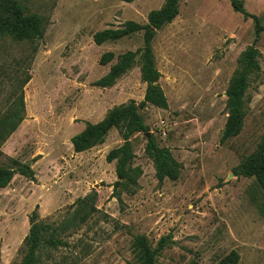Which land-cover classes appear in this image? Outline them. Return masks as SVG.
Instances as JSON below:
<instances>
[{
  "label": "rangeland",
  "instance_id": "obj_1",
  "mask_svg": "<svg viewBox=\"0 0 264 264\" xmlns=\"http://www.w3.org/2000/svg\"><path fill=\"white\" fill-rule=\"evenodd\" d=\"M20 1L45 18V29L33 42L0 36V116L20 97L25 109L24 120L1 147L0 164L8 157L29 163L34 180L15 174L0 189V264H19L33 211L56 226L92 189L98 212L63 236L65 246L42 249L41 264H135L136 235L154 247L168 234L174 244L155 264H215L231 250L239 254L238 264H264V194L253 178L233 175L264 136V32L256 45L260 71L246 93L243 128L221 144L225 90L238 56L253 42L254 23L235 13L228 0H181L178 16L152 43L168 108L140 110L149 133L181 164L180 177L159 184L144 154V135L136 134L134 165L142 176L135 193L123 192L119 201L112 197L115 162L105 160L123 143L119 131L79 154L70 139L112 107L143 100L137 66L111 88L94 86L115 62L100 66V56L135 51L142 36L101 46L92 36L126 21L145 24L164 0ZM241 1L264 25V0Z\"/></svg>",
  "mask_w": 264,
  "mask_h": 264
},
{
  "label": "trees",
  "instance_id": "obj_2",
  "mask_svg": "<svg viewBox=\"0 0 264 264\" xmlns=\"http://www.w3.org/2000/svg\"><path fill=\"white\" fill-rule=\"evenodd\" d=\"M130 4L135 0H120ZM232 10L241 14L245 19L254 23V39L251 45L240 53L237 58V68L233 72L225 90L226 120L222 129L220 143L224 144L237 137L246 117V93L252 77L260 71V52L256 47L260 34L264 32V25L260 24L257 16L248 13L241 0H228ZM181 0H164L158 10H152L147 15V22L140 24L135 21H126L115 29H104L93 34L92 41L101 46L106 43H116L134 35L142 36V45L135 51H126L118 56L108 51L103 53L98 63L100 66L110 65L108 72L95 81L98 88H111L115 83L134 67L139 68L140 81L145 84L143 100L136 103L129 100L109 109L102 120L97 123H85L84 129L71 139L74 153H82L102 145L113 129L119 131L123 143L111 149L105 160L115 162L117 180L113 184L112 197L121 200L120 194H134L138 188V180L142 176V169L134 165L136 155L132 137L143 134L146 140L144 154L152 162L154 175L159 184L164 180L176 181L180 177L181 164L178 163L171 151L161 147L151 134L145 136L150 129L145 124L140 110L148 106L166 110L167 99L160 86L161 74L156 66L153 52V40L158 31L171 24L179 14ZM45 29V18L38 13L31 12L20 0H0V36L10 38L14 42H33L42 38ZM29 81V78L25 83ZM19 104L11 105L0 116V157L2 145L17 130L25 118L23 99ZM15 174L34 180V172L27 165L14 158H7L6 164H0V189L9 185ZM234 176L253 178L264 194V136L257 149L243 159L233 169ZM97 192L92 189L84 197L79 198L71 206V210L56 226L43 223L39 220L36 211L30 215L29 231L23 241L24 253L19 264H41L39 253L42 249L54 250L65 246L63 236L80 228L87 220L98 212L96 208ZM174 244L173 237L168 234L159 238L152 247L143 235H136L132 241V252L135 264H155L160 254ZM239 254L231 250L221 257L215 264H238Z\"/></svg>",
  "mask_w": 264,
  "mask_h": 264
},
{
  "label": "water",
  "instance_id": "obj_3",
  "mask_svg": "<svg viewBox=\"0 0 264 264\" xmlns=\"http://www.w3.org/2000/svg\"><path fill=\"white\" fill-rule=\"evenodd\" d=\"M150 135H151V133H146V134H145V136H146L147 138H149ZM27 165L29 166L30 164L28 163Z\"/></svg>",
  "mask_w": 264,
  "mask_h": 264
},
{
  "label": "built area",
  "instance_id": "obj_4",
  "mask_svg": "<svg viewBox=\"0 0 264 264\" xmlns=\"http://www.w3.org/2000/svg\"><path fill=\"white\" fill-rule=\"evenodd\" d=\"M161 125L163 126V125H164V122L161 121ZM163 133H164V131H163ZM164 134H165V133H164Z\"/></svg>",
  "mask_w": 264,
  "mask_h": 264
},
{
  "label": "crops",
  "instance_id": "obj_5",
  "mask_svg": "<svg viewBox=\"0 0 264 264\" xmlns=\"http://www.w3.org/2000/svg\"><path fill=\"white\" fill-rule=\"evenodd\" d=\"M134 2H136V0H135ZM90 150H91V149H90ZM77 154H79V153H77Z\"/></svg>",
  "mask_w": 264,
  "mask_h": 264
}]
</instances>
